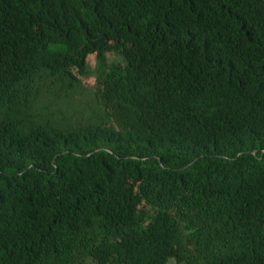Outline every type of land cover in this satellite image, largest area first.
<instances>
[{
	"label": "trees",
	"instance_id": "obj_1",
	"mask_svg": "<svg viewBox=\"0 0 264 264\" xmlns=\"http://www.w3.org/2000/svg\"><path fill=\"white\" fill-rule=\"evenodd\" d=\"M0 264H264V0H0Z\"/></svg>",
	"mask_w": 264,
	"mask_h": 264
},
{
	"label": "rangeland",
	"instance_id": "obj_2",
	"mask_svg": "<svg viewBox=\"0 0 264 264\" xmlns=\"http://www.w3.org/2000/svg\"><path fill=\"white\" fill-rule=\"evenodd\" d=\"M96 54H91L88 57V64L90 67V74L86 77H82V84L83 87L80 91H78L75 95V99L77 100V102H82V101H91V90L95 84V78L93 76L94 73H91L92 70L95 69L96 66Z\"/></svg>",
	"mask_w": 264,
	"mask_h": 264
}]
</instances>
